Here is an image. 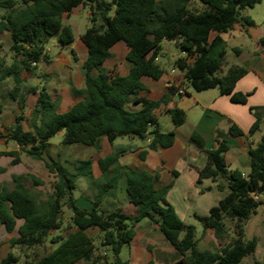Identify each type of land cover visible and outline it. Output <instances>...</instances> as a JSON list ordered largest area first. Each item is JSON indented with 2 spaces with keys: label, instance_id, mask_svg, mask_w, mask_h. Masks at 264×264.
<instances>
[{
  "label": "trees",
  "instance_id": "16d2710c",
  "mask_svg": "<svg viewBox=\"0 0 264 264\" xmlns=\"http://www.w3.org/2000/svg\"><path fill=\"white\" fill-rule=\"evenodd\" d=\"M261 1L199 0L203 7L197 9L192 0H0V7L5 9L0 18V35L10 33L13 54L11 64H6L0 55V87L7 79H13L14 87L8 94L19 109L8 132L0 133V139L16 143L19 150L4 151L0 155L12 157L13 164L20 163L24 153L43 160L52 178V192L46 200L27 187L28 177L33 186L44 185V181L33 174L13 175L12 189L0 183V224L8 232L16 228L18 232V236L10 240L11 247H45L49 239L52 245L51 251L40 258L37 255L31 261L21 262L9 253L0 264H77L81 261L99 264L98 249H108L113 264H127L120 254L124 246L132 243L137 225L145 219L156 224L180 253V259L174 264H240L245 257L255 254L258 237L246 239L245 225L263 204V200H255L252 193L264 195V134L249 150L248 175L228 166L225 154L230 147L225 134L218 132L217 147L204 151L208 161L199 170V181L211 179L219 190L227 189L226 196L208 215L196 216L205 230H214L216 238L230 239L215 251L198 249L196 227L186 225L167 200L170 186L156 189L154 175L119 164L120 155L130 150L126 146H119L99 159L104 182L95 196L93 209H81L76 204L74 190L78 188L79 177H92L93 161H80L70 171L51 157L50 140L64 132V146L84 144L99 150L103 137L111 143L119 137L149 138L148 148L152 150L172 146L175 132L163 131L156 110L168 104L178 88L170 87L158 100L142 96L145 89L142 78L149 76L157 80L165 71L157 59L171 56L166 43L183 53L174 60L173 66L183 72L185 82L195 91L218 88L232 102L246 104L250 94L236 92L235 87L248 69L244 65H233L223 73L228 45L221 34L232 30L241 19L253 26V19L242 17L241 11ZM80 5L90 10V25L81 36L88 48L83 63L85 80L83 87L72 88L73 95L81 100L62 113L59 98H53L45 85L25 89L22 75L32 73L42 61L51 62L46 48L52 37L56 36L63 46L74 41L73 29L64 19ZM213 33L217 35L212 38ZM119 41L129 47L127 61L131 68L127 75L104 68L111 48ZM259 43L264 47V36ZM233 49L241 55L239 48ZM30 93L38 94V98L31 115L27 116ZM128 104L142 107L130 110ZM2 109L0 103V112ZM254 109L256 120L250 135L259 132L263 123L262 111ZM166 113L175 126L186 119L185 111L180 108L168 109ZM228 134L238 137L244 132L234 124ZM191 140L203 149L204 140L198 132L193 133ZM5 171L0 167V174ZM123 177L127 180L129 202L138 207L134 214L122 208L111 211L101 208L106 197L115 196ZM66 210L72 214L68 226L76 231L65 237L59 234L50 238L53 231L63 228ZM227 219L233 222V235L229 234ZM18 221H22L19 227ZM92 229L100 233L101 248L89 234ZM255 264H264V261L256 260Z\"/></svg>",
  "mask_w": 264,
  "mask_h": 264
},
{
  "label": "crops",
  "instance_id": "0c3cea01",
  "mask_svg": "<svg viewBox=\"0 0 264 264\" xmlns=\"http://www.w3.org/2000/svg\"><path fill=\"white\" fill-rule=\"evenodd\" d=\"M192 4L197 9H202L203 7L199 0H192ZM85 7V5H80L72 11L70 16L73 13H78ZM70 16L67 17L66 21L64 19V22L65 24H68L72 27L74 41L67 46L70 47V49H75L77 46L83 47L86 51V59L88 55V48L81 39L82 34L79 35V39L77 40L73 25L67 23ZM235 27H238L240 30H247V28L242 24L239 25L236 23ZM216 35L217 33H213L211 37L213 38ZM248 35H251L250 31ZM4 37L8 39V42H10L12 39L10 33L8 32H4L0 35V39ZM221 37L227 42V45L229 46V40L225 38L224 33L221 34ZM233 37H235V35H233ZM254 40L256 41L258 48H256L248 57V59L245 60V63L248 66L246 67L248 69V73L237 82L235 87L236 92L250 94L246 104L232 102L230 97L227 95H222L218 88L201 92H193V90L190 88V85L185 82L183 72L179 71L173 66V62L177 53V49L175 48L174 53H170L171 56H165V59H167L168 63L171 64V67L170 69L164 67L165 71L161 78L157 80L149 76L142 78V82L145 86V89L142 91V96L148 97L150 99L158 100L164 93L168 92L170 87L178 88V91L172 96L169 103L162 105L158 110H156V116L158 117L159 123L160 118L164 113H166V110L168 109L180 108L186 113V119L184 123L179 126H175L173 123V126L168 129L169 131L173 130L175 132V140L173 145L168 148L158 147L157 149L152 150L148 148V144L150 142L149 138L138 140V138L128 137L129 143H119L117 138L113 143H111L108 138L103 137L101 139V147L99 150L84 144L66 145L77 147L74 155H79V153L86 151H89L90 154L89 156L83 157L73 163L72 168L63 162L61 163L70 171H73L75 166L80 161L92 160L93 180L104 182L103 172L99 167V159L106 157L119 146H126L127 148H130V150L120 155L119 164L121 166H128L134 170L147 171L151 173L155 176L154 186L156 189H162L170 186V189L167 193V200L177 211L176 202L172 199V196L177 194L180 197V203L183 211L185 212V217L188 218L189 216H193L198 220L196 217L197 215H208L210 209L217 205L218 202L226 196L227 189L219 190L217 188V183L213 182L211 179H204L201 182L199 181V170L203 169L208 161L204 151L217 147L218 132L225 134V140L230 147L225 154V159L228 166L230 169H237L240 170L244 175H248L251 169L249 150L261 140L264 134V47H262V45L259 43V38L254 37ZM2 45L3 43L0 42V54ZM165 45L167 46L168 43ZM235 47L239 48L241 50V55H243L244 51L242 47L235 45L232 47L233 51V48ZM170 49L173 50V47H170ZM73 52L74 55H76L74 50ZM110 52L111 55L104 63V68L107 67L109 59L113 57V66H116V64L118 66L121 61L123 64L127 62L125 69L119 68V71H115V73L127 75L131 68L130 63L127 61L129 47L125 42L119 41L111 48ZM59 54H62V51ZM48 55L49 57H52L49 53ZM115 58L119 60L118 63L116 62L117 60H115ZM160 60L161 58L159 57L157 62L160 63ZM54 61L55 58L51 59V62ZM108 71L110 72V70ZM23 78L26 79L25 76H23ZM181 89L186 92L184 95L179 93V90ZM37 98L38 94H36V102ZM254 108H259V110L262 111L261 113L263 116V123L262 128L258 133L250 135V128L256 120V110ZM69 109L70 107L65 111L59 112L63 113ZM234 124L244 132V135L234 137L228 134L230 127ZM194 132H198L202 136L204 140L203 149L198 147L191 140ZM51 144L52 146L54 145L53 143ZM18 150L19 147L16 143L12 141L6 142L4 139H0V153L4 151ZM53 159L57 160L55 158ZM12 160V157L0 155V167L6 169V171L1 173L0 176L5 177L8 175L13 181V175H20L22 173H26V171L23 166L24 163L22 161V154L20 163L13 164ZM0 183H2L1 180ZM88 187H92L91 183L88 185ZM97 188L98 187H96V189ZM126 188L127 180L126 177H123L118 183L115 196H108V199H111V201L108 202L106 206L102 204L101 208L105 211L122 208L119 204V201L121 197H126L128 199ZM96 189L94 190L95 196L98 192ZM95 196H92L93 198L86 196L85 189L82 188L81 197L76 199V204L81 209L90 211L94 207ZM108 199H104L103 202H107ZM260 208H263L264 211V200ZM67 213L68 217L65 218V224L63 228L60 231H53L50 235V238L59 234L65 237L68 233L76 231L75 228L68 226V219L72 216V214L70 211ZM180 218L183 220L184 217L180 216ZM262 222H264V215H262V218L258 224L259 226L256 228V233L253 235L258 237V247L255 253L262 251V255L257 258L256 254H254V257L251 258V262L253 264H255L256 260L261 262L264 261V230L262 231L260 229ZM21 224L22 221H18L17 227H19ZM142 227L143 226L140 225V223L137 225L135 237L130 246H128V259L123 260L124 262L127 264H150V262L153 261L155 264H174L180 259V253L172 245H170L156 224H153L148 220L145 222V226L143 228ZM205 234L209 235L211 244H213L214 240L218 241V248L228 243V238H225L224 240L216 238L213 229H206ZM16 236H18L17 228L13 232H8L6 228L0 224V248L1 246L6 247L7 250L4 254L0 253V261L4 259L9 253H13L19 258L21 262L31 261L37 255V258H40L46 253L50 252L52 249L49 239L45 247H38V249L35 250L32 259L23 261L18 253L15 252L19 247H11L10 245V240ZM260 247L262 248L261 250ZM247 257H245L240 264H242Z\"/></svg>",
  "mask_w": 264,
  "mask_h": 264
},
{
  "label": "rangeland",
  "instance_id": "374dc122",
  "mask_svg": "<svg viewBox=\"0 0 264 264\" xmlns=\"http://www.w3.org/2000/svg\"><path fill=\"white\" fill-rule=\"evenodd\" d=\"M5 13V9L0 7V18ZM242 17H250L254 21L253 26L247 25L245 22V19H241L238 24L244 25L247 30H240L238 27L233 28L227 33H224L225 38L229 40V46L227 47V54L224 58L222 71L223 73H226L228 69L236 64L244 65L245 67H248L245 63V60L248 59V57L253 53V51L258 48L256 45V41L254 40V37L261 38L264 36V0H262L260 3L256 4L254 7H247L241 11ZM90 10L89 7L86 6L85 8L81 9L78 13H73L68 22L73 25L75 35L77 40L79 39V35L83 34L87 27L90 25ZM67 20V17H65V21ZM248 31V32H247ZM250 31V36L248 35ZM235 35V37H233ZM0 42L3 43L1 46V59L5 60L6 64H11L13 62V54L10 50V47L12 45V39L10 42H8V39L1 38ZM235 45H239L242 47L244 53L243 55L237 54L235 51L232 50V47ZM242 45V46H241ZM75 54L74 55V52ZM62 51V54H59ZM46 53L50 54L53 58H55L54 62L46 63L44 61L40 62L36 69L32 73L24 72L22 76H25L24 81V88L29 87H41L45 85L50 94L53 98H59L60 99V109L59 111H65L69 107H71L74 103L80 100V98H76L73 95L72 88L73 87H82L84 86V68H83V61L85 59L86 51L83 47L77 46L75 49H70L68 46H63L59 43L57 37H52L49 42L47 43ZM183 53L181 51H177L175 59L182 57ZM50 57L51 59H53ZM160 64L170 69L171 64L168 63L167 59H165V56H160ZM174 59V60H175ZM116 62L118 63L119 60ZM122 60V59H121ZM114 61V58H110L107 63V69L110 70V72L119 71V68L125 69L127 66V62L123 64L121 61L120 64L117 66H113L112 62ZM14 87V81L12 78L7 79L4 81L2 86L0 87V103L3 104L4 109L2 112H0V133L6 134L8 132V128L12 126L14 118L16 115L19 114V109L17 106V103L13 101L9 96V91L12 90ZM190 88L195 92L193 87L190 86ZM36 104V94L30 93L27 95V105L28 109L26 112L27 116L31 115L32 109ZM142 105L138 104H128L127 108L130 110H139L141 109ZM25 123V126H27V123ZM160 124L163 128L164 132H168L170 127L173 126L172 118L169 114L164 113L162 117L160 118ZM258 133V132H257ZM64 138V132L58 133L56 136L51 138V143L54 145L51 149V156L52 158L57 159L60 162L65 163L67 166L72 168L73 163H75L77 160L89 156V151L81 152L79 155H74V153L77 150L76 146H64L62 145ZM4 139V138H2ZM138 140H141L138 138ZM117 141L120 143H129L128 137H119ZM22 161L24 163V168L26 173L22 174H33L37 176L38 178L42 179L44 181L43 186H33L31 179L28 177V180L25 182L27 187L31 190V192L37 196H39L42 200H46L47 196L52 192V178L47 170V167L45 165V162L42 160L34 159L33 157L22 154ZM0 180L3 184H5L8 188L12 189L14 188V183L12 179L7 176H0ZM78 185L79 187L74 190V197L79 199L81 197L82 188L85 189V195L93 198L95 196L94 190L96 187H98L96 190L99 191L101 185L103 182L94 181L91 176L87 177H79L78 178ZM91 183L92 187L89 188L88 185ZM100 184V187H99ZM81 188V189H80ZM83 194V193H82ZM93 196V197H92ZM109 197H106L105 199H108ZM172 199L176 202L177 206V214L179 217H184L183 221H185L186 225H194L196 227V237L198 238V249L201 251H215L218 249V241H213V244H211V239L209 235L205 234V229L202 225V223L195 219L193 216H189L188 218L185 217V212L182 209L181 206V200L180 197L177 194H174L172 196ZM264 200V195H263ZM111 199H108L107 202H103L102 204L106 206L108 202H110ZM119 204L121 205L124 212L129 214H134L137 212L138 207L131 204L129 202V199L126 197H121ZM69 211H65V218L68 217ZM263 208H258L256 213L252 214L250 219L248 220L247 224L245 225V238L250 239L253 237L254 233H256V228H258L259 221L262 218L263 214ZM193 215V214H191ZM148 220L145 219L142 222H140V225L143 227L145 226V222ZM227 226L229 227V234L233 235V222L231 220H226ZM142 227V228H143ZM260 229L264 230V222H262V225ZM89 234L93 237H95L96 244L98 247L100 246V233L98 230H90ZM228 238V242H229ZM130 245H126L123 247V250L120 254V257L122 260H127L129 256V247ZM38 248H17L16 253L20 256V258L25 261L33 258V254L35 253V250ZM262 248L260 247V250ZM6 247L0 248V253L4 254L6 252ZM256 254V257L259 258L262 255V251H258ZM96 256H98L99 264H113V257L112 254L108 249H98ZM254 255H249L245 261H243L242 264H253L251 262V258H253ZM34 259V258H33ZM78 264H89V262L81 261Z\"/></svg>",
  "mask_w": 264,
  "mask_h": 264
},
{
  "label": "built area",
  "instance_id": "2783aa9c",
  "mask_svg": "<svg viewBox=\"0 0 264 264\" xmlns=\"http://www.w3.org/2000/svg\"><path fill=\"white\" fill-rule=\"evenodd\" d=\"M179 93L184 95L186 92L181 89V90H179ZM252 196L257 201H261L262 200V196L259 195V194H256L255 192L252 193Z\"/></svg>",
  "mask_w": 264,
  "mask_h": 264
},
{
  "label": "water",
  "instance_id": "95a60500",
  "mask_svg": "<svg viewBox=\"0 0 264 264\" xmlns=\"http://www.w3.org/2000/svg\"><path fill=\"white\" fill-rule=\"evenodd\" d=\"M170 47H173V50H171L170 49ZM166 48H167V51L169 52V53H174V49L176 48L173 44H171V43H168V45L166 46Z\"/></svg>",
  "mask_w": 264,
  "mask_h": 264
}]
</instances>
